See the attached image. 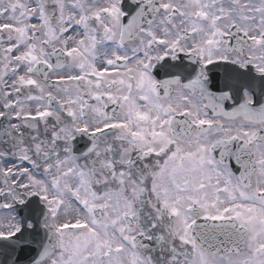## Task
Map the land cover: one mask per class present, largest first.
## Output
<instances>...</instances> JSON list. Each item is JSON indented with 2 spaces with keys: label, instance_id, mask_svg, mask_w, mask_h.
Masks as SVG:
<instances>
[{
  "label": "snow or ice",
  "instance_id": "6c2138e0",
  "mask_svg": "<svg viewBox=\"0 0 264 264\" xmlns=\"http://www.w3.org/2000/svg\"><path fill=\"white\" fill-rule=\"evenodd\" d=\"M0 264H264V0H0Z\"/></svg>",
  "mask_w": 264,
  "mask_h": 264
}]
</instances>
